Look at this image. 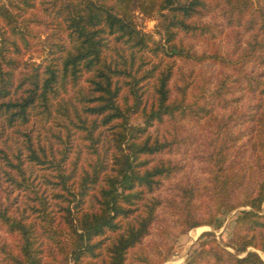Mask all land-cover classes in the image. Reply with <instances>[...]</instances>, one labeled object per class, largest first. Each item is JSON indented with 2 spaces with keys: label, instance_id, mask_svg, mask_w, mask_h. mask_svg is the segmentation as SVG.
Segmentation results:
<instances>
[{
  "label": "trees",
  "instance_id": "16d2710c",
  "mask_svg": "<svg viewBox=\"0 0 264 264\" xmlns=\"http://www.w3.org/2000/svg\"><path fill=\"white\" fill-rule=\"evenodd\" d=\"M135 12L163 18L159 38ZM225 28L224 54L185 40ZM180 62L228 72L191 100ZM188 119L201 186L169 156ZM160 209L179 233L238 209L185 264H264V0H0V264H162L143 249Z\"/></svg>",
  "mask_w": 264,
  "mask_h": 264
},
{
  "label": "rangeland",
  "instance_id": "374dc122",
  "mask_svg": "<svg viewBox=\"0 0 264 264\" xmlns=\"http://www.w3.org/2000/svg\"><path fill=\"white\" fill-rule=\"evenodd\" d=\"M135 19L138 24V28L150 32L154 35V38H159L157 33L160 30L164 32V25L162 24L163 18L159 17L157 14L152 16H143L142 14L135 12ZM205 21L216 22L221 25L219 18H206ZM214 24V23H213ZM235 30L225 28L221 35L215 38L207 37L201 39L197 37L196 39L186 38V42H193L195 49L197 50H209L212 47L218 49L222 54L231 50V47L235 41L234 35ZM248 34H239V41L242 46H245V41L248 39ZM43 38V36H42ZM31 55L32 60L38 62L40 56L36 52H30L26 54L25 57ZM181 70L177 71L174 76V86L176 84H181V73L185 76V80L190 82L189 89L190 99H195V96L200 92V86L212 88L215 86L216 82L220 79L224 73L228 72L227 69L222 68L219 65L210 63H182L180 62ZM191 70V72H190ZM234 75V72L231 74ZM232 91L227 94V97L239 96L244 90L239 83L236 82L235 85L231 87ZM175 92V90H174ZM230 108V106H229ZM228 109H220L219 112L227 113ZM168 123L160 125V128L167 126ZM176 125L179 134L186 135L187 141L184 145L181 144L173 153L169 156L175 160L181 161L183 170L180 174L186 177L192 176L194 179H200L199 185H202L203 175L200 173V163L198 162V148L199 142L197 143L199 132L201 130L202 122L188 119L184 121H177ZM198 203V216L201 220H206L210 214L213 213V203L206 196L200 195L197 199ZM238 209L232 210L226 215H219L223 218V223L220 228H215L207 224H201L195 226L185 232L179 233L178 226L174 222L172 216L169 212L160 209L159 216L154 226L151 228L150 234L145 239L143 244L144 251L153 259L162 261V264H185L189 258L193 255L194 249L197 247V241L199 235L203 231H212L215 238L224 244L228 242L230 238V232L232 229L233 218L237 214ZM168 212V213H167ZM0 236L5 237V233L0 228ZM227 247V246H226ZM231 250V248L227 247ZM258 253L264 258L263 254L258 251Z\"/></svg>",
  "mask_w": 264,
  "mask_h": 264
}]
</instances>
